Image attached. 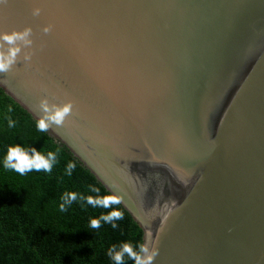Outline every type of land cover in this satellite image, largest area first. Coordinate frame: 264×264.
I'll use <instances>...</instances> for the list:
<instances>
[{
    "label": "water",
    "instance_id": "obj_1",
    "mask_svg": "<svg viewBox=\"0 0 264 264\" xmlns=\"http://www.w3.org/2000/svg\"><path fill=\"white\" fill-rule=\"evenodd\" d=\"M12 49L0 89L36 121L72 105L47 132L121 198L142 255L264 264V0H0Z\"/></svg>",
    "mask_w": 264,
    "mask_h": 264
},
{
    "label": "trees",
    "instance_id": "obj_2",
    "mask_svg": "<svg viewBox=\"0 0 264 264\" xmlns=\"http://www.w3.org/2000/svg\"><path fill=\"white\" fill-rule=\"evenodd\" d=\"M11 109V111H9ZM9 119L15 122L9 127ZM37 121L0 89V264H115L107 252L122 243H130L139 252L143 231L121 204L110 208L93 207L81 197L113 195L64 146L48 132H40ZM21 146L29 156L32 148L42 155L57 152L52 172L30 171L21 175L4 168L9 147ZM69 161L76 164L66 174ZM98 187L99 192L92 190ZM77 199L67 200V193ZM64 198V199H62ZM113 210L124 213L113 221L117 228L101 220L93 229L91 219H99ZM124 264H135L127 255Z\"/></svg>",
    "mask_w": 264,
    "mask_h": 264
},
{
    "label": "clouds",
    "instance_id": "obj_3",
    "mask_svg": "<svg viewBox=\"0 0 264 264\" xmlns=\"http://www.w3.org/2000/svg\"><path fill=\"white\" fill-rule=\"evenodd\" d=\"M27 33H25L26 35ZM18 37L16 35L13 36H5L4 39L8 41L10 44L14 43V41ZM23 38V37H19ZM19 49H12L10 51V55L5 57L0 55V72H7L11 69L12 64L15 62L16 54ZM41 107L43 111L46 113L45 116L38 119L36 127L40 132H47L52 125L63 126L64 121L67 116L71 114L72 105L67 104L63 107L52 106L49 108L47 101L41 102ZM11 111V109H9ZM15 122L9 119V127H14ZM32 155L29 156L28 152L25 148L17 145L15 147H9L7 155L4 160V168L9 170H14L15 172L24 175L30 171H45L46 173H51L54 164L57 161V152H49L47 156L38 152L35 148H32ZM76 168V164L73 161H69L66 168V174L71 176L73 170ZM92 190L95 192H99L100 189L98 187H92ZM67 200L65 203H61L59 206V210L64 212L67 210L66 203L70 201H75L77 199V193H67ZM86 200V202L93 207H103L110 208L112 205H119L122 201L121 198L116 195H104L102 197H81ZM64 199V198H62ZM124 218V213L120 210H113L107 215H101L99 219H91L90 226L93 229H99L101 227V220L105 223H110L112 228H117V224L113 223L116 220H122ZM147 249L144 245L139 246V252L134 251L132 245L130 243H122L120 246V250H117L115 246L109 248L107 255L115 261V264H124V256L127 255L130 259L135 261V264H153L155 257L158 255V249H153L150 254L142 255V253H147Z\"/></svg>",
    "mask_w": 264,
    "mask_h": 264
}]
</instances>
